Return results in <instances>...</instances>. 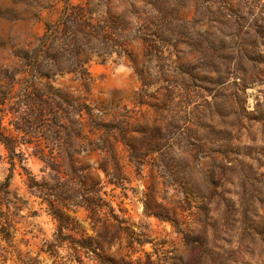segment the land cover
Masks as SVG:
<instances>
[{
    "label": "rangeland",
    "instance_id": "obj_1",
    "mask_svg": "<svg viewBox=\"0 0 264 264\" xmlns=\"http://www.w3.org/2000/svg\"><path fill=\"white\" fill-rule=\"evenodd\" d=\"M103 1L71 0L105 13ZM111 1L116 11L129 6ZM131 1L147 28L131 41L136 62L113 52L100 64L94 53L88 87L75 74L53 82L88 105L77 114L86 121L77 164L107 163L117 175L106 188H115L107 229L84 209H66L75 235L99 237L103 248L70 262L66 249L43 252L56 221L31 196L15 217L14 245L0 236V264H264V0ZM65 4L0 0V94L24 88L32 73L16 74L21 56ZM179 26V37H168ZM88 147L97 150L86 156ZM0 157L1 181L9 167L2 145ZM25 165L41 176L38 159ZM17 170L11 188L24 195Z\"/></svg>",
    "mask_w": 264,
    "mask_h": 264
},
{
    "label": "trees",
    "instance_id": "obj_2",
    "mask_svg": "<svg viewBox=\"0 0 264 264\" xmlns=\"http://www.w3.org/2000/svg\"><path fill=\"white\" fill-rule=\"evenodd\" d=\"M111 2L103 1L107 10L102 13L88 2L66 0L58 20L46 24L37 48L21 56L23 62L16 74L27 77L28 70L32 73L26 78L24 88L15 95L10 91L0 94V145L9 164L8 173L0 181V236L11 246L18 230L15 217L21 216L28 197L34 196L47 204L49 214L56 221L53 238L44 242L43 252L58 257L59 250L66 249L69 251L66 260L70 262L83 250L97 253L103 248L99 237L75 235L72 218L66 209H84L94 225L107 229L115 217L112 204L115 188L110 192L106 188L116 185L117 175L110 172L107 163L94 167L83 158L82 163L77 164L80 151L76 149V138L86 126V121L77 114L88 105L78 101L73 93L56 88L53 82L67 74H75L88 87L94 53L100 64H104L113 52L136 62L137 56L133 55L130 45L132 40L146 34V22L135 21V17L145 11L131 0L124 10L116 11ZM96 11L98 16L95 17ZM183 28H174L168 37L176 39ZM198 48L200 52L206 51L201 41H198ZM89 114L92 115L90 111ZM95 124L97 129L105 126L100 121ZM29 148L28 153L26 149ZM96 150L86 148V156ZM30 156L42 163L39 178L25 165ZM18 167L23 170L19 174L25 186L24 195L11 188ZM98 169L105 173L106 180Z\"/></svg>",
    "mask_w": 264,
    "mask_h": 264
}]
</instances>
